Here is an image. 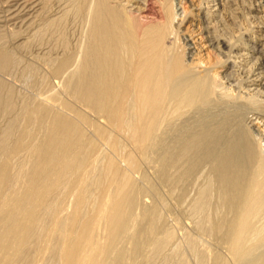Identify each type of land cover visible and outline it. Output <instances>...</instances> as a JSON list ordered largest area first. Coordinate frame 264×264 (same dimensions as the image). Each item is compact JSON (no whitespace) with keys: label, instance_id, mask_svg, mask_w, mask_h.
<instances>
[{"label":"bare ground","instance_id":"obj_1","mask_svg":"<svg viewBox=\"0 0 264 264\" xmlns=\"http://www.w3.org/2000/svg\"><path fill=\"white\" fill-rule=\"evenodd\" d=\"M169 2L0 1V118L13 114L4 128L0 124V227L11 226L0 231V248L3 235L12 231L18 253L9 254L7 264H138L141 256V264H190L184 256L173 260L165 254L174 229L164 227L158 235L161 207L145 213V223L132 228L141 189L126 174L116 177V160L105 156L103 142L120 150L134 168L140 159L158 160L160 178L179 202L197 180L200 188L192 186L198 191L190 208L200 215V231L228 243L238 264H264V131L257 127L264 117V99L261 88L251 93L247 86L259 83L262 72L250 77L264 69V57L259 64L249 61L236 77L226 75L230 85L237 82L236 88H225L220 80L226 76L219 79L204 61H194L192 44L175 22L180 8ZM72 20L78 30L69 34ZM224 21L222 33L208 30V38L230 47L234 33ZM34 62L44 66L49 79L46 73L41 76L40 97L22 93L19 98L21 92L16 95L7 76L21 69L22 75L24 69L34 71ZM54 79L65 81L90 115L63 100ZM44 94L62 108L52 110ZM82 121L93 130L89 139ZM30 126L41 135L34 145L25 142L37 135ZM29 147V167L18 163L26 177L18 189L13 184L18 176L12 171L14 157ZM103 158L105 164L98 166ZM92 172L97 173L95 181L89 179ZM87 186L99 189L98 208L107 212L105 218L99 212L89 217L84 209L90 196L81 189L88 192ZM66 189L79 190L72 206L60 198ZM7 190L11 194L1 199ZM49 206L54 208L51 216ZM102 227L108 230L104 240L99 237ZM192 238L189 248L201 250ZM123 240L131 246L119 247ZM147 246L151 251L144 254ZM210 260L228 264L209 249L199 251L197 263Z\"/></svg>","mask_w":264,"mask_h":264},{"label":"rangeland","instance_id":"obj_2","mask_svg":"<svg viewBox=\"0 0 264 264\" xmlns=\"http://www.w3.org/2000/svg\"><path fill=\"white\" fill-rule=\"evenodd\" d=\"M172 2L175 3L174 5L177 4V6H178L177 10L180 8L178 12L181 13L182 15L178 16L177 19L175 20V22H177V21L179 22L180 29H181V31H183L182 33L187 37V39H189V44H192V47H193V49H192L193 54L192 55H193L194 61H197L199 59L204 61L205 67L206 68L208 67L211 70L213 69V71H211V72L214 73L215 75H217V77L219 79H221L220 77L226 76L228 74L235 75V77H236L238 72L241 71L244 67L248 68V67H246V64L249 61H253L255 63L258 62V64H259L260 61L262 60V57H264V0H172V1L170 0L169 4ZM232 4H234V5H232ZM231 6H233V7H231ZM184 8H186V12L184 11L185 10ZM222 19L225 20L224 22H228L227 24L229 26L228 28L230 29V32L234 33V35H235V36L233 35L234 38L232 40H230V47H229V44L228 43L226 44L224 41L219 43V44H216L214 41H213L214 42L213 43L208 38L210 36V32H214V33H218V34L222 33L220 31V29H222V26L220 25L223 22ZM219 20H220V22H219ZM72 21L70 22V24L68 26L70 28H68L67 33L69 32V34H70L69 30H71L72 32L78 30L77 29L78 27L76 28V26H78L77 25L78 23L76 24L75 21H73V22ZM229 21H231V23ZM217 27H219V30ZM72 28H73V30H72ZM208 30L210 32H208ZM221 36H223L221 38H223V39L225 38L224 35H221ZM229 36H230V34L227 35L228 38H229ZM240 36H242L241 39H243V40H238L240 38ZM231 42H232V44L235 42L236 45H240V47L239 48L231 47V45H232ZM217 45H219V46H217ZM229 49H232V50L230 51ZM228 52H231L230 58L228 56ZM221 60L222 61L225 60L224 66H220L219 65L220 63L218 65L217 64L216 65L209 64V63L213 64V63L221 61ZM34 64L36 65L35 62H34ZM213 66L217 67V68H214ZM205 67H203V69ZM22 68H23V66H22ZM260 69H259V71H256L255 74L257 72L258 73L262 72L259 79L263 83L259 84L260 81L258 80L259 83H257V84L254 83V85H251L252 83L249 82L250 84L248 83L247 86H249L251 93L257 92L261 88L260 92L263 91V94H262L263 96L261 99H264V88H263L264 87V69L263 68H260ZM200 70H202V69H200ZM24 71L26 74L24 73ZM16 73H17L16 75L14 74L15 76L14 75L7 76L8 78L11 77L10 79H12V80L9 79L10 81H12L11 84H14V87L16 88V90H18V91H16V93H17L16 95L18 96V94L21 92L19 94V98L22 97L21 96L22 93H23L22 95H24V93H25L27 97L30 96L32 99L33 98L35 99L37 96L40 97V95H38V93H39L38 89L40 87V84L42 83L40 81V79H42L41 76H44L45 73H46L45 74L46 76L48 75V71L46 69H44V66L38 64V65H36V68L34 71H30V70L26 71V69H24L23 75H22V69H21V71L18 70ZM255 74H253V76L251 74L250 79H255L258 75V74H256V75ZM46 78H47L46 80L49 79L48 76ZM224 79L222 78L220 81L223 80L222 85L224 84L223 86L225 88H227V89L228 88H232V89L236 88L235 85H236L237 80H234V82L231 84L232 85L231 86L230 85L231 81L228 80L227 76ZM53 81H54L53 83L56 84V87L62 93V99L63 100L70 102L71 104L74 105V107H76L80 111L82 110L81 112H83V114H84V112H86L85 113L86 116L90 115L88 109L83 107L82 104L77 99H75L71 93H69L70 91L66 87L67 85H66L65 81L61 80L59 82L57 79H54ZM233 85H234V87H233ZM46 88H47V86L44 88V91ZM65 89H67V90H65ZM227 89H224V91ZM237 92H238V90H237ZM229 93H232V92L229 91ZM234 94H236V91ZM46 95L47 94H44L43 98ZM41 97H42V95H41ZM45 98L47 100V104H49V106L52 107V110H55V109L57 110L59 107L62 108L56 102L48 99L47 97H45ZM64 111H66V110L64 109ZM67 113L69 116L74 117L76 119L80 118L79 115H77L76 113H73L72 111L67 110ZM9 115H10V117L6 116L7 118L9 117V119H7V118L3 119L5 117L0 118V124H1L2 128H4L5 127L4 125L7 124V122H6L7 120H10L13 118V114H9ZM262 119H263L262 122H260V124L257 127L258 128L260 127V130L264 131V117H262ZM81 126L84 127L83 129H84L85 134H86L85 138L86 139L91 138L93 130L90 128V124H88L87 121L86 122L82 121ZM30 128L32 130H33V128L35 129L34 126H30L29 130H30ZM32 130H30V132H32ZM36 132L37 131L35 129L34 133L37 134V135L34 134L35 135L34 137L36 138L35 140H33L34 137L32 138L33 141L30 140L31 138H29V137H28L29 139L26 138L25 142L27 144L32 143V145H34L39 140L41 135L39 133H36ZM15 133L17 134L18 132H15ZM14 136H15V134H14ZM14 136H12L11 138H15ZM36 136L37 137L39 136V138L37 139ZM262 138H264V137H262ZM11 140L12 139H10V143H12L14 139L12 141ZM263 142H262V145L264 146ZM101 146L103 148L101 150L104 151L105 156L107 155V156L113 157L116 160V163H117L116 177L118 174H120V175L126 174L128 177H130L135 182L136 187L139 190L141 189V191L138 193V204L135 207L136 211L134 210V217L132 219V221H133L132 228L135 229V228H137V227H139L145 223V220L142 219V217L144 216L145 213H149V212H151V210H154L156 208L158 209L161 207L160 209L157 210L159 213V219H160L159 222L157 221V225L159 227V228L157 227L159 230L158 235L159 234H160L159 236L163 235V233L161 235V231L165 230L164 227L166 229L171 230V231L174 229L172 231L173 232V240L165 248V251H166L165 254L168 253V254L174 256L173 260H177L180 256H184L190 264H199V263H197V262H200L199 261V251H201L203 248H206V249H209L210 252L212 254H214V256L215 255L222 256V258L228 264H238V262L235 260V258H233V255H232L230 248H229L230 245L228 243L222 244L221 241L218 238H216L215 236L213 238V235L211 236L209 234H205V233L203 234V232L200 231V228L198 226L199 222H200V215L196 216L199 213H196V212L192 213L193 210L191 209L193 206V202H194L193 198H194V200L197 198V191L198 190L196 191L195 189L200 188V186H198L197 180H196L195 184L193 183L194 186L196 185L195 187L192 185V183H191V186L189 185V187H188L189 189L187 190L186 195L189 194L187 197H190V198L184 197L179 202L177 200L176 193H174L171 190L172 188L170 186H168L170 184H167L166 181H164L165 182L164 183L163 180L160 178V175H159V169H160L159 164H160V162L158 163V160H156L155 158L140 159V161L137 162V164H136V168H134L130 165L129 161H127L124 157L121 156L120 150L115 151L112 146H108L104 142L102 143ZM31 149H32L31 147L23 149L22 152L17 154L18 156L14 157L16 159L17 164L13 163L15 168H13L14 170L12 169V171H14L15 172L14 174L18 175V176H17V179L14 180L15 182L13 184H14V186L16 185V188L18 187V189H20V188L22 189V187L24 185V181L26 180L25 179L26 177L24 175H21L23 173V172H21L23 168L20 169L18 166V163L21 161L22 164L21 163H19V164H21L22 166H26L28 164L26 166V168L29 167V163H30V159H31V154H30ZM17 157H18V160H17ZM15 159H13V161ZM11 160L12 159H10L9 161H11ZM104 162H105L104 158L100 159L98 166H100ZM21 165H20V167H22ZM206 170H207V168H206ZM204 172H206V171H204ZM206 173H208V172H206ZM206 173H205V175H207ZM200 176H202L201 178L205 182L207 176H204V173H202V175L200 174ZM89 177H90L89 179L91 181H95V179L97 177V173L96 172L95 173L92 172V174L89 173ZM201 178H199V179L201 180ZM200 180L198 182H201L202 186H203L204 182H202V180L201 181ZM160 181H161V183H160ZM201 183H199V185H201ZM192 186L195 189H193ZM190 188H192L193 190ZM86 189H88L89 191L87 192L85 190V187H82L81 191L83 194H85V195L87 194L88 196H90V201L87 204V206L84 208V209H86L87 214H89V217H90V216L96 214V212H99V214L103 218H105L107 216V212H102L98 208L99 189L96 187L91 188V186H87ZM8 191L9 190L6 191L7 194H6V192H3L4 195L1 199H4L5 195L8 196L11 194V191H9V192ZM78 191H79L78 189H74V190L66 189L60 198L63 199L67 205L72 206L74 204V201H75L74 199H75ZM191 200H192V202H191ZM39 208H41V207H38L36 210H38ZM63 208L64 207L57 208L56 211L58 210L60 212L61 210H63ZM53 209L54 208L51 206H49V208H47V214H49V216H51V214L53 213ZM89 209L91 210L90 213H89ZM189 209L191 210V212ZM141 212H143V213H141ZM138 213H140V215H138ZM190 216H192V217H190ZM263 221H264V218L261 219L260 224L262 223L264 225ZM138 222H139V224H138ZM189 222H191V223H189ZM196 222H198V223H196ZM164 223H165V226H164ZM159 225H161V226H159ZM10 228H11V226H7L6 230H8ZM100 229H102V230H100ZM100 229H99V231H100L99 237L101 240H104L105 236H107V234H108L107 233L108 230L105 229V227H102ZM6 230L4 227H0L1 232H5ZM11 232L9 235L12 236L13 233L11 234ZM198 232H200V234ZM9 235H3L4 236V238H3L4 248L3 249L0 248V264H7L6 261H8V260L6 259V257L9 254L18 255V253L14 250V249H16L15 248V245H16L15 238L10 237ZM188 237H189V239H188ZM191 237H193L192 239L197 241L196 242V246H197L196 248L200 247L201 250H199V248H198L197 251H194L191 248H189L190 247L189 246V240L191 239ZM216 239H218V240H216ZM173 241H175V242H173ZM171 243H172V245H174L173 247L171 246ZM176 243L177 244L180 243V244L177 245ZM125 244H126V246H125ZM130 246H131L130 242L126 241V240H123L119 244V247H121V248H127ZM179 246H180V249H182V250L179 249ZM149 247H151V246H149ZM149 247L147 246L145 248L144 254H147L148 252L151 251V248H149ZM178 249L182 252L177 253L176 251ZM185 255H188V256H185ZM191 255H192V257H191ZM195 255H197V257ZM142 260H143L142 256L138 257V264L143 263ZM159 263L165 264L162 260H160ZM200 264H202V263H200ZM205 264H213V263L210 260V262L209 261L207 263L205 262Z\"/></svg>","mask_w":264,"mask_h":264}]
</instances>
